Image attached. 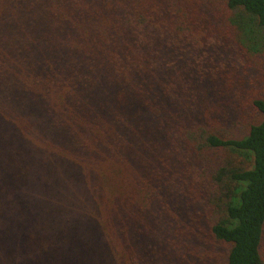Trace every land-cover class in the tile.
Wrapping results in <instances>:
<instances>
[{
  "label": "trees",
  "instance_id": "1",
  "mask_svg": "<svg viewBox=\"0 0 264 264\" xmlns=\"http://www.w3.org/2000/svg\"><path fill=\"white\" fill-rule=\"evenodd\" d=\"M205 1L259 51L264 0ZM140 2L0 0V264H138L167 158L214 199L224 264H264V96L234 135L200 3Z\"/></svg>",
  "mask_w": 264,
  "mask_h": 264
},
{
  "label": "rangeland",
  "instance_id": "2",
  "mask_svg": "<svg viewBox=\"0 0 264 264\" xmlns=\"http://www.w3.org/2000/svg\"><path fill=\"white\" fill-rule=\"evenodd\" d=\"M169 1L141 0L139 5L142 6L144 2L148 9L154 7L155 15V7L160 6L159 2ZM196 1L200 4H196L195 10L210 22L204 23L205 28L215 30V42L222 45L217 50L207 49L206 59H209V66L222 67L230 75V83L224 89L227 97L223 95V102L229 112V130L238 135L246 126L241 118L255 120L259 116L252 112L250 100L264 96V39L258 52L246 51L240 41L239 31L230 23L233 11L222 4L214 9L205 0ZM184 5L191 7V4ZM220 93L219 89L218 95ZM238 120L239 123H234ZM233 123L234 127L231 126ZM175 163L173 159L167 158L155 169V177L167 184L158 193L160 199L151 207L149 215L155 227L147 231L148 238L143 240L144 258L139 259L138 264H224L227 246L214 240L208 232L207 212L214 199L207 193L206 186L190 182L189 173L181 174L182 164L176 166ZM199 186L204 191L197 196ZM169 189L177 197H171ZM176 189L181 190V193Z\"/></svg>",
  "mask_w": 264,
  "mask_h": 264
}]
</instances>
